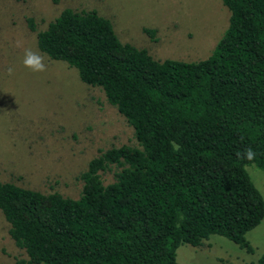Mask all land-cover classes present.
I'll return each mask as SVG.
<instances>
[{
  "label": "trees",
  "instance_id": "obj_1",
  "mask_svg": "<svg viewBox=\"0 0 264 264\" xmlns=\"http://www.w3.org/2000/svg\"><path fill=\"white\" fill-rule=\"evenodd\" d=\"M221 2L227 29L197 62L153 59L94 10L66 8L37 32L38 50L101 89L137 145L93 158L77 199L0 182L9 236L28 257L16 264H178L179 246L213 235L253 253L246 235L264 200L246 167L264 171V0Z\"/></svg>",
  "mask_w": 264,
  "mask_h": 264
},
{
  "label": "rangeland",
  "instance_id": "obj_2",
  "mask_svg": "<svg viewBox=\"0 0 264 264\" xmlns=\"http://www.w3.org/2000/svg\"><path fill=\"white\" fill-rule=\"evenodd\" d=\"M94 10L110 21L122 43L145 49L157 61L197 62L210 56L227 29L221 0H0V182L77 199L78 176L101 152L136 146L133 129L101 89L83 84L76 69L37 48V32L62 10ZM32 19L36 31L28 27ZM154 30L152 41L143 30ZM20 41L21 47H17ZM44 57L46 71L24 68V50ZM14 72L8 74V68ZM101 173L104 185L113 172ZM246 170L264 200V171ZM0 211V264L28 260L9 236ZM253 253L213 235L200 247L181 245L178 264H258L264 254V219L247 235Z\"/></svg>",
  "mask_w": 264,
  "mask_h": 264
},
{
  "label": "clouds",
  "instance_id": "obj_3",
  "mask_svg": "<svg viewBox=\"0 0 264 264\" xmlns=\"http://www.w3.org/2000/svg\"><path fill=\"white\" fill-rule=\"evenodd\" d=\"M17 47H21L20 41H17ZM22 64L24 68L28 69L32 73H42L46 71V64L44 62V57L36 51H33L31 48L24 50V56L22 59ZM8 74L12 75L14 69L12 67L8 68ZM255 156V152L251 147L245 149L244 157L248 160H252Z\"/></svg>",
  "mask_w": 264,
  "mask_h": 264
}]
</instances>
